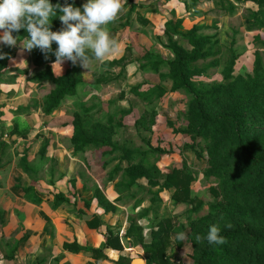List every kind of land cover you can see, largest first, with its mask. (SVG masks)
Returning a JSON list of instances; mask_svg holds the SVG:
<instances>
[{"label":"rangeland","instance_id":"1","mask_svg":"<svg viewBox=\"0 0 264 264\" xmlns=\"http://www.w3.org/2000/svg\"><path fill=\"white\" fill-rule=\"evenodd\" d=\"M74 1L81 7L87 2ZM179 18L184 19L183 29L169 37L164 32L166 22ZM193 26L200 34L216 41L214 48L220 62L217 68L196 76L197 85L227 83L222 71L230 49L238 55L235 76L252 74L255 53L260 55L264 66V7L252 1L127 0L118 19L107 26L110 37L120 45L119 51L103 63L93 62L88 70L79 62L76 64L84 81L87 84L99 82L100 89L86 87L66 99L50 116H45L41 112L42 101L53 87L48 82L36 83L31 79L43 68L34 67L29 52L22 51L18 45L10 48L0 43V49L15 54L7 64L0 85V264H108L105 259L84 254L64 261L65 253H74L77 247L68 231L71 228L85 245L97 243V234L112 233L118 236L121 247L111 249L112 256L130 263L135 259L145 261L143 250L128 244L121 234L131 221L142 223L139 216L151 207L152 198L159 193L155 185L159 179L141 180L120 195L115 184L121 173L113 181L108 179L118 164L119 153L105 155L97 149L74 153L70 144L72 115L81 113L83 108H90V121L103 122L107 115L120 110L129 112L122 119L118 118L121 127L114 135L116 146L149 150L144 163L155 165L161 177L181 168L195 176L188 194L200 202L197 209H192L187 202L176 203L174 190L160 192L161 202L155 207L164 225L170 228L169 234L162 237L165 260L168 264L192 262V247L187 241L190 225H199L212 207L222 203V197L210 190L213 179L204 177V170L210 167L206 154L197 156L188 148L192 144L190 138L173 133L168 126L171 122L177 130L186 128L190 96L186 92H169L171 83L166 77V67L153 72L140 66L146 52L171 60L172 54L166 48L168 40L187 47L184 34ZM2 32L0 30V35ZM209 60L199 61L196 66L203 68ZM21 61L24 63L20 64ZM113 62L116 65L110 66ZM49 64L52 68V63ZM130 65H136L135 71ZM61 67L60 75L67 61ZM157 87L167 93L158 97ZM14 126L17 132L11 134ZM257 127H264V123ZM25 167L32 173L25 171ZM30 186L41 194V205L25 203L21 192L14 190V187ZM97 188L115 202L114 213H104L98 207L93 199ZM54 193L64 194L67 202L54 205ZM147 218L150 221L152 214H147ZM85 227L90 230L88 237ZM153 230L156 228L144 224L146 240ZM180 232L186 234L183 242L175 239ZM83 244L78 246H85Z\"/></svg>","mask_w":264,"mask_h":264},{"label":"trees","instance_id":"2","mask_svg":"<svg viewBox=\"0 0 264 264\" xmlns=\"http://www.w3.org/2000/svg\"><path fill=\"white\" fill-rule=\"evenodd\" d=\"M249 1L264 7V0ZM50 3L61 6L71 4L82 10L74 0H50ZM183 23L182 18L167 21L165 34L169 37L178 35L183 29ZM61 27L58 18L51 20L52 31H59ZM13 35L19 36L21 41L27 37L24 29L13 32ZM184 39L187 47L168 40L166 48L172 54L171 60L146 52L141 58L144 63L140 67L153 72H159L162 67H166V77L171 83L169 92H186L190 96L185 116L186 128L177 130L171 122H168V126L173 133H181L190 138L192 144L188 148L197 156L206 154L210 167L204 170V177L213 179L214 185L210 190L222 197V203L212 207L209 215L199 221V225H190L187 241L192 247V264H264V127H257L264 123L262 58L255 53L252 74L235 76L238 55L230 49L229 58L222 71L227 83L200 86L194 82V78L204 75L210 68L219 66L218 51L214 48L216 41H212L211 36L200 34L195 26L184 34ZM56 48L57 45L53 42L52 52L47 54V58L39 49L29 52L32 65L43 68L32 76V81L48 82L53 87L42 101L41 112L45 116H50L66 99L73 98L86 87L92 90L100 89L99 82L87 84L81 69L70 61H67L64 73L56 76L49 64L55 60L53 53ZM0 54L5 56L0 59L2 85L7 64L15 54L7 49H0ZM207 60L209 61L205 67L196 66L197 62ZM109 65L116 64L113 62ZM155 93L162 97L167 91L157 87ZM136 95L140 97L141 94L136 90ZM90 111V108H83L81 113H73L70 144L74 153H85L94 149L101 150L105 155L119 153L118 164L109 173L108 179L113 181L115 176L121 173L119 181L115 184L120 195L130 191L141 180L159 179L155 184L159 187V193L174 190L172 195L176 203H190L192 209L200 205V202L188 194L195 176L187 169H173L161 177L160 170L155 165L144 163V156L149 150L137 151L128 145H115L114 135L121 127L118 118L122 119L129 112L120 110L107 115L102 122L90 121ZM15 132L17 126L13 127L11 134ZM25 171L32 173L27 167ZM22 191L27 201H42L36 196L34 187L30 186ZM159 193L152 198L151 207L139 216L142 223L131 221L121 234L128 244L143 250L146 254V264H168L162 237L169 234L170 228L164 225L158 209L155 208L156 204L161 202ZM52 196L55 205L67 202L61 193H54ZM93 199L104 213H114L117 209L115 202L107 198L99 188L94 190ZM147 214H152L150 221H147ZM144 224L156 228L151 232L149 240L144 236ZM227 224H231L232 228H226ZM212 225L220 228L219 234L225 237V244H209L203 239ZM98 235L103 239V249L78 246L73 242L77 245L74 252H87L114 264H130V261L125 262L122 257L111 255V249L121 248L118 236L112 233ZM197 235L202 237L200 242L195 239Z\"/></svg>","mask_w":264,"mask_h":264},{"label":"clouds","instance_id":"3","mask_svg":"<svg viewBox=\"0 0 264 264\" xmlns=\"http://www.w3.org/2000/svg\"><path fill=\"white\" fill-rule=\"evenodd\" d=\"M127 0H87L82 6L71 4L53 5L50 0H0V43L31 52L39 49L47 58L52 52V44L57 48L53 55L52 70L59 76L64 61L72 65L79 62L80 66L89 69L93 62H105L120 49L119 43L110 37L107 26L116 21ZM58 18L62 24L59 31L51 30V20ZM24 29L27 37L22 41L13 32ZM5 56L0 54V59ZM24 63L21 61L20 64ZM135 71L136 65L129 66ZM232 228L231 224L225 225ZM220 228L212 225L203 239L209 244L223 245L225 237L221 236ZM175 239L183 242L186 234L177 233ZM200 242L202 237H195Z\"/></svg>","mask_w":264,"mask_h":264},{"label":"crops","instance_id":"4","mask_svg":"<svg viewBox=\"0 0 264 264\" xmlns=\"http://www.w3.org/2000/svg\"><path fill=\"white\" fill-rule=\"evenodd\" d=\"M72 133V132H71ZM27 188V187H26ZM22 189H25V188H23V187H18V188H16V187H14V190L15 191H20L21 192V195H22V197H23V201L25 202V203H29V204H32V205H41L42 203H43V199H42V196H41V194H38L37 192H35V194H36V196H38V198L39 199H41L42 201L40 202V203H32V202H30V201H27L25 198H24V195H23V191H22ZM100 189V188H99ZM104 193V192H103ZM62 194V193H61ZM105 194V193H104ZM64 195V194H63ZM65 196V195H64ZM53 197V196H52ZM107 197V196H106ZM66 198V197H65ZM108 198V197H107ZM66 200H68L67 198H66ZM53 204H54V199H53ZM55 205V204H54ZM60 205H62V204H60ZM57 206H59V205H57ZM67 227V226H66ZM64 228V227H63ZM72 228H71V230H68L69 231V234H70V237H71V239H72V242H76V244L77 245H81V244H83L82 242H80V240H79V237L80 236H78V234L75 232V230L72 232ZM66 231V230H65ZM88 231H90L89 229H87L86 227H85V229H84V232H85V235L88 237V235H89V233H88ZM66 233V232H65ZM88 234V235H87ZM97 236H98V240H97V243H95V244H93V245H85V244H83V245H85V246H90V247H92V248H95V249H97L98 248V250H100V249H103L104 248V243H103V239H102V237L101 236H99L98 234H97ZM22 240H20L19 242H21ZM23 241H24V239H23ZM80 242V243H79ZM102 243V246H101V248H100V244ZM100 248V249H99ZM57 253H60V252H57ZM74 254V255H73ZM82 254H84V255H89L90 256V254L89 253H87V252H74V253H65V256H64V261L65 260H69L70 259V257H75L76 255L77 256H82ZM38 256V255H37ZM36 257V256H35ZM88 259V258H87ZM70 261V260H69ZM89 261V260H88ZM107 261V260H106ZM108 262V264H114L113 262H110V261H107ZM97 264H99L98 262H96ZM95 262H94V264H96ZM101 264H105L104 262L103 263H101ZM190 264H192V262L190 263Z\"/></svg>","mask_w":264,"mask_h":264},{"label":"water","instance_id":"5","mask_svg":"<svg viewBox=\"0 0 264 264\" xmlns=\"http://www.w3.org/2000/svg\"><path fill=\"white\" fill-rule=\"evenodd\" d=\"M130 264H145V261L143 259H135Z\"/></svg>","mask_w":264,"mask_h":264}]
</instances>
